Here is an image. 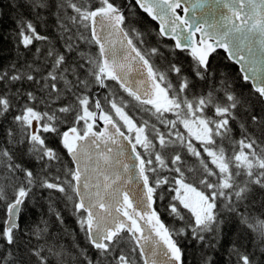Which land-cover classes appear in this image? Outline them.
<instances>
[{
	"label": "snow or ice",
	"instance_id": "snow-or-ice-1",
	"mask_svg": "<svg viewBox=\"0 0 264 264\" xmlns=\"http://www.w3.org/2000/svg\"><path fill=\"white\" fill-rule=\"evenodd\" d=\"M16 6L54 17L62 50L18 17V55L0 67V124L11 116L0 139V264H185L180 238L215 251L233 220L254 248L233 243L235 264H264V212H252L258 194L264 208V0ZM37 41L46 50L19 54ZM220 49L242 62L251 95L213 66ZM165 200L173 225L157 207ZM40 201L47 218L22 229ZM201 264L216 261L205 253Z\"/></svg>",
	"mask_w": 264,
	"mask_h": 264
},
{
	"label": "trees",
	"instance_id": "trees-1",
	"mask_svg": "<svg viewBox=\"0 0 264 264\" xmlns=\"http://www.w3.org/2000/svg\"><path fill=\"white\" fill-rule=\"evenodd\" d=\"M24 0H0V67H5L11 64L16 60L18 55V46L16 43L15 33L17 29V19L23 14L26 19H32L37 24L38 31L43 35H48L52 42L56 44L58 49L62 50V45L58 39V34L56 31L54 17L50 16L47 13L42 14V19L37 20L36 15L28 8L17 7L16 5L23 3ZM143 15V14H142ZM147 24L151 27H156L155 23L152 22L148 17H143ZM47 21V24H44V21ZM144 27V25H141ZM153 42H155V37H153ZM165 43L172 44L171 40H166ZM36 47H41L46 50L47 45L43 42H35V44L31 47L30 50H24L23 48H19V54L31 61L33 59V53L35 52ZM92 52H96L97 48L93 46L91 48ZM179 59L184 62L187 66L189 63L188 58L184 56L183 53L178 52ZM73 58V54L69 55V59ZM213 66L219 70L220 72L226 73L230 79L235 83L238 90L243 91L245 95L252 94V88L248 82H245L235 64L230 62L223 51L217 50L215 54L212 56ZM102 94V93H101ZM126 99H131L126 97ZM135 102L133 101V104ZM135 111V110H134ZM131 114V113H130ZM143 115L145 119H148V115L144 113L136 112L137 119ZM11 121V116L8 117L7 122H2L0 124V139H3L4 129L9 125ZM70 126V123H69ZM237 138L239 137V129H236ZM50 142L52 146L58 148L64 156V159L69 160L65 150L59 144V140L57 138H50ZM196 161L194 158H189V165L195 164ZM191 176V174H189ZM194 186H197L194 183ZM46 195V194H45ZM57 197L59 194H56ZM170 199V197H169ZM261 200V195L256 196V201L252 206V212L254 215H259L261 212H264V208L261 207L259 201ZM167 200H165L162 204L158 201L157 207L162 214V219L167 225H173L174 220L169 217L168 213L164 210V206H166ZM56 206L60 209H63L64 204L62 200H57ZM41 213L45 214V218H47V203L45 201H40L34 207H32L29 211L26 212L25 218L21 223V227L28 228L34 226L41 219ZM5 211L2 205H0V229L3 228V220L5 219ZM64 216L66 218V223L73 229H76L75 220L73 217L69 215L67 211H64ZM54 221V218H53ZM58 227V226H57ZM53 231H57V228L54 227ZM78 232V229H77ZM224 238L221 242V245L216 248L215 251H209L208 249L203 248L200 244H198L195 240L191 238L190 235L186 237L180 238L181 247L185 251L184 261L185 264H201L202 256L207 253L212 257L216 264H235V257L229 255L230 247L233 243H235L241 250L245 248L251 252L254 250L252 244V235L248 232L247 229H244L241 225H239L238 221H231L224 229ZM26 239V238H25ZM70 239L69 238H66ZM80 242L83 244V237L80 236ZM2 243V242H0ZM35 243V240L32 241ZM257 259H259V254L257 253ZM142 264V262H141Z\"/></svg>",
	"mask_w": 264,
	"mask_h": 264
},
{
	"label": "water",
	"instance_id": "water-1",
	"mask_svg": "<svg viewBox=\"0 0 264 264\" xmlns=\"http://www.w3.org/2000/svg\"><path fill=\"white\" fill-rule=\"evenodd\" d=\"M157 27V26H156ZM173 43V41H172ZM221 51H223L222 49H220ZM224 52V51H223ZM226 58H227V54L224 52ZM228 59V58H227ZM229 60V59H228ZM230 62H232L233 64H235V66L237 67L241 77H243V75L245 74L243 71H242V62H236V61H232V60H229ZM248 83L250 84L251 86V81H248ZM98 126H102V122H98ZM69 158V157H68ZM70 159V158H69ZM5 218H6V215H5Z\"/></svg>",
	"mask_w": 264,
	"mask_h": 264
}]
</instances>
